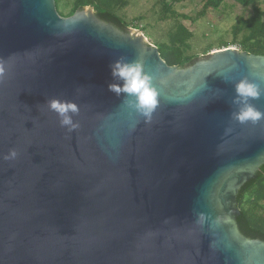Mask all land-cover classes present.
<instances>
[{
  "label": "water",
  "instance_id": "95a60500",
  "mask_svg": "<svg viewBox=\"0 0 264 264\" xmlns=\"http://www.w3.org/2000/svg\"><path fill=\"white\" fill-rule=\"evenodd\" d=\"M119 58L153 77L150 121L109 90ZM0 63V264H264V241L236 223L264 120L232 118L236 82L264 88V55L223 47L167 65L91 6L62 17L55 0H0ZM52 98L78 104L77 130ZM251 103L264 111V95Z\"/></svg>",
  "mask_w": 264,
  "mask_h": 264
},
{
  "label": "trees",
  "instance_id": "16d2710c",
  "mask_svg": "<svg viewBox=\"0 0 264 264\" xmlns=\"http://www.w3.org/2000/svg\"><path fill=\"white\" fill-rule=\"evenodd\" d=\"M225 1L199 0L201 9L195 17H191L173 9L176 0H157L160 5V20L174 21L166 32V38L154 44L167 65L186 67L199 58L197 54L190 53L189 41L192 38V32L182 23V20L193 23L196 18L204 16L209 10L219 9ZM232 1L243 7H252V13L249 16L240 17L232 26L233 42H237L241 51L264 55V13L257 7L262 0ZM128 4L129 0H64L63 3L62 0H55L56 11L62 17H69L77 9L91 6L99 19L123 31L131 26L120 14ZM134 28L137 29V26ZM219 44L220 48L229 46L222 41ZM210 47L211 45L204 52H207ZM237 206L240 213L236 216V223L240 233L248 238L264 241V165L256 171L254 178L244 183L239 189Z\"/></svg>",
  "mask_w": 264,
  "mask_h": 264
},
{
  "label": "clouds",
  "instance_id": "9594fccd",
  "mask_svg": "<svg viewBox=\"0 0 264 264\" xmlns=\"http://www.w3.org/2000/svg\"><path fill=\"white\" fill-rule=\"evenodd\" d=\"M110 69L116 82L109 84V90L117 96L125 94L124 103L142 115L146 121H150L159 104V93L153 85V77L145 72L143 63L140 60L128 61L119 58L110 65ZM5 72L3 63H0V80L3 79ZM262 95H264V88L260 84L248 77L241 78L235 83V96L232 103L238 106V110L232 113V118L241 124L247 122L255 124L264 120V111L251 103ZM46 103L48 109L57 114L61 127L66 128L68 132L79 128V122L73 119L80 112L77 103L59 98H52ZM17 156L16 149H10L4 159L15 160Z\"/></svg>",
  "mask_w": 264,
  "mask_h": 264
},
{
  "label": "rangeland",
  "instance_id": "374dc122",
  "mask_svg": "<svg viewBox=\"0 0 264 264\" xmlns=\"http://www.w3.org/2000/svg\"><path fill=\"white\" fill-rule=\"evenodd\" d=\"M201 6L199 0H176L173 9L178 13L195 17ZM257 7L264 13V0L260 1ZM251 13V6L243 7L232 0H226L219 9L209 10L204 16L196 18L193 23L182 20V23L192 32V38L189 41L190 53L197 54L199 58L206 57L220 48V41L228 43V47L240 50L237 42H233L232 26L240 17L246 18ZM120 14L130 23V27L137 26L152 45L164 40L166 32L174 24L173 20H160V5L157 0H129L128 6ZM209 45L211 47L204 52Z\"/></svg>",
  "mask_w": 264,
  "mask_h": 264
}]
</instances>
